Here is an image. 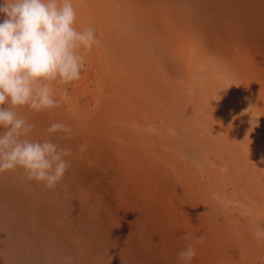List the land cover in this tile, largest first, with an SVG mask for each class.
I'll return each instance as SVG.
<instances>
[{"label": "rangeland", "instance_id": "obj_1", "mask_svg": "<svg viewBox=\"0 0 264 264\" xmlns=\"http://www.w3.org/2000/svg\"><path fill=\"white\" fill-rule=\"evenodd\" d=\"M72 3L99 44L59 107L17 108L70 166L52 189L0 173V264H183L195 236L191 264H260L264 0Z\"/></svg>", "mask_w": 264, "mask_h": 264}, {"label": "clouds", "instance_id": "obj_2", "mask_svg": "<svg viewBox=\"0 0 264 264\" xmlns=\"http://www.w3.org/2000/svg\"><path fill=\"white\" fill-rule=\"evenodd\" d=\"M0 13L4 14L0 19V173L19 167L28 181L52 189L68 170L66 158L72 150L51 139H30L35 125L19 115L17 108L40 112L59 107L67 90L57 99L52 82L78 80L85 64L78 50L90 51L99 40L94 28L78 31L73 26L72 0H3ZM45 132L70 135L72 129L55 122ZM86 149L84 144L78 147L80 152ZM252 235L258 243L264 240V230L252 229ZM203 240V236L193 237V243L177 254L178 259L191 264L197 255L194 245ZM72 261L71 256L63 258V264Z\"/></svg>", "mask_w": 264, "mask_h": 264}]
</instances>
